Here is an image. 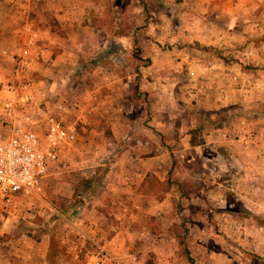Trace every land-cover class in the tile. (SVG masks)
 I'll return each mask as SVG.
<instances>
[{"label":"crops","instance_id":"1","mask_svg":"<svg viewBox=\"0 0 264 264\" xmlns=\"http://www.w3.org/2000/svg\"><path fill=\"white\" fill-rule=\"evenodd\" d=\"M154 5L148 31L161 44L153 46L146 38L140 42L153 63L139 84L145 95L150 94L155 120L148 126L122 121L109 110V101L102 100L104 108L94 111L93 122L97 126L106 118L123 148L106 174L105 195L84 202L73 217L53 199L70 204L74 195L71 157L64 150L66 167L48 180L49 189L57 180V194L50 190V201L67 224L59 237V260L53 264H84L76 259L77 229L92 223L100 228L94 234L97 241L109 244L130 264H136L130 253L139 254L138 264H189L177 255L175 218L162 215L182 193L209 207L203 196L214 205L236 204L227 199L230 192L255 214L249 218L251 225L255 223L249 231L243 219H230V225H237L232 235L242 240L254 234L264 237V224L257 220L258 216L264 220V41L257 42L264 36V0H154ZM107 7L108 0H0V76L7 80L12 75V53L19 44L41 43L54 54L55 46L78 39L80 31L95 29L97 18L108 15ZM55 26L71 39L56 33ZM162 44L172 46L169 51L176 54L183 74H163L160 67L169 70L168 66L174 74V63ZM49 53L45 57L50 58ZM150 67L155 75L148 74ZM47 70L48 63L36 62L35 75H48ZM158 130L168 134V150ZM210 160L221 165L216 174ZM158 182L164 184L162 190ZM115 224L120 226L117 234L112 230ZM52 252L46 241L0 242V264H49Z\"/></svg>","mask_w":264,"mask_h":264},{"label":"rangeland","instance_id":"2","mask_svg":"<svg viewBox=\"0 0 264 264\" xmlns=\"http://www.w3.org/2000/svg\"><path fill=\"white\" fill-rule=\"evenodd\" d=\"M155 8L154 0H108L106 8L108 15L97 18L95 29L80 31L77 34L78 39H72L66 42V45L55 46L52 56L54 62L53 59L43 60V63H48L50 66V70H47L49 74L35 75L43 82L42 88L54 87V91L50 93L53 101L65 97L89 99L92 91L97 90L98 100L102 103L101 108L104 106L102 100L107 99L109 110L118 115V119L140 121L141 124L148 126L149 122L155 120V113L151 108L150 94L145 95V92L141 91L139 80L141 75H144L145 68H149L153 61L142 49L140 42L143 43L146 38L153 46L161 44L160 40L153 39V34L148 31L151 29L152 18L155 17ZM88 21L87 19L83 23ZM105 26H107L106 30L103 29ZM54 29L66 41L71 39L61 27L55 26ZM261 40L264 41V36H260L257 42ZM163 46L167 51L166 57L174 63L172 67L174 74L169 71L171 70L169 66V70L160 67L165 71L163 74H183L185 70L177 66L179 63L176 54L169 51L172 46L168 47L167 44ZM148 74L155 75L154 67H150ZM4 79L1 75L0 83H3ZM115 85L117 87H114ZM163 116L168 119V112L163 111ZM88 118L86 121H79V139L67 148L71 157L69 161L73 175L69 179L70 189L74 193L71 197L72 201L69 204L63 199L53 198L54 203L69 217L75 216L74 212H80L77 207L80 208L84 202L105 195L106 174L123 148L120 139L114 137L106 118L97 126L93 122L95 114H91ZM156 133L162 136V142L168 150L170 147L166 143L168 134H164L162 130ZM92 139H94L93 143ZM218 164V161L209 162L215 174L220 165ZM199 166H202L201 162ZM199 169L202 170L201 167ZM153 184L158 186L156 180ZM56 185L57 180L54 181L53 186L51 184L49 193L51 190V193L57 194ZM182 194L180 198H176L174 204L169 203L162 213L175 218L172 230L175 233V246L177 255H180V262L187 261L191 264L186 253L187 249L195 259V264H264V237L254 234L252 239L242 240L231 233L237 227L230 225V219L233 217L246 221L248 231L249 228L252 230L251 226L255 224L249 223V218L255 215L252 210L238 203L230 192L227 199L236 203L232 206L231 202L225 206L214 205L209 197L203 196L202 198H206L207 203L210 204L206 207L187 200L185 193ZM163 195L165 193L159 196ZM257 218L258 223L264 224L263 218L260 216ZM65 227H67L66 221L57 213L24 214L19 217L11 216L9 220L7 217H1L0 242L16 243L25 238L38 242L46 241L54 257L49 264H53L59 260L56 257L61 254L59 237ZM169 247L173 248L172 245ZM13 256L19 257L16 254Z\"/></svg>","mask_w":264,"mask_h":264},{"label":"built area","instance_id":"3","mask_svg":"<svg viewBox=\"0 0 264 264\" xmlns=\"http://www.w3.org/2000/svg\"><path fill=\"white\" fill-rule=\"evenodd\" d=\"M25 43L12 53V75L0 83V218L58 212L50 201L48 180L66 167L63 152L78 141L79 121L101 107L97 90L89 99L53 101L54 90L42 88L35 76L36 62L52 60L53 52L41 43ZM2 53L10 54L6 49ZM119 227L113 226L115 234ZM99 230L93 223L77 229L76 259L84 264H130L109 244L97 241ZM130 258L141 263L137 253Z\"/></svg>","mask_w":264,"mask_h":264},{"label":"trees","instance_id":"4","mask_svg":"<svg viewBox=\"0 0 264 264\" xmlns=\"http://www.w3.org/2000/svg\"><path fill=\"white\" fill-rule=\"evenodd\" d=\"M159 183V182H158ZM160 185V187H163L164 186V184H162V183H159ZM157 187V186H156ZM159 187V188H160ZM162 190V189H161ZM186 253L189 255V259H190V261H191V264H195V259L190 255V252H189V250H187L186 249Z\"/></svg>","mask_w":264,"mask_h":264}]
</instances>
